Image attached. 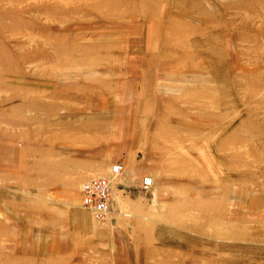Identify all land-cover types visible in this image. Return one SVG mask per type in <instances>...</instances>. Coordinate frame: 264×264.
I'll list each match as a JSON object with an SVG mask.
<instances>
[{
    "label": "rangeland",
    "instance_id": "rangeland-1",
    "mask_svg": "<svg viewBox=\"0 0 264 264\" xmlns=\"http://www.w3.org/2000/svg\"><path fill=\"white\" fill-rule=\"evenodd\" d=\"M0 264H264V0H0Z\"/></svg>",
    "mask_w": 264,
    "mask_h": 264
},
{
    "label": "built area",
    "instance_id": "built-area-1",
    "mask_svg": "<svg viewBox=\"0 0 264 264\" xmlns=\"http://www.w3.org/2000/svg\"><path fill=\"white\" fill-rule=\"evenodd\" d=\"M122 172L120 165H113L107 177L91 178L86 181L80 193L82 206L92 214L97 222H104L110 211V183ZM152 179L144 180V188L152 185Z\"/></svg>",
    "mask_w": 264,
    "mask_h": 264
},
{
    "label": "bare ground",
    "instance_id": "bare-ground-1",
    "mask_svg": "<svg viewBox=\"0 0 264 264\" xmlns=\"http://www.w3.org/2000/svg\"><path fill=\"white\" fill-rule=\"evenodd\" d=\"M117 165H120V164H117ZM121 166V168H122V170H123V167H122V165H120ZM111 169V168H110ZM122 173V172H121ZM109 175V174H108ZM121 175V174H120ZM104 177H107V176H104ZM94 178H99V177H94ZM114 180V179H113ZM112 180V181H113ZM88 181V180H87ZM111 181V182H112ZM110 185H111V183H110ZM82 188V187H81ZM110 189H111V187H110ZM81 193V192H80ZM111 204H112V197H111V200H110V211H109V214H108V216H107V218H106V220L104 221V222H106L107 221V219H108V217H109V215L111 214V211H112V206H111ZM92 215V214H91Z\"/></svg>",
    "mask_w": 264,
    "mask_h": 264
},
{
    "label": "crops",
    "instance_id": "crops-1",
    "mask_svg": "<svg viewBox=\"0 0 264 264\" xmlns=\"http://www.w3.org/2000/svg\"><path fill=\"white\" fill-rule=\"evenodd\" d=\"M92 159H94V157L92 158ZM86 169H89V171H91V169H92V165H90V166H87V167H85ZM81 173H86V174H90V172L88 173V172H82L81 171ZM91 177H93L92 175H91Z\"/></svg>",
    "mask_w": 264,
    "mask_h": 264
}]
</instances>
